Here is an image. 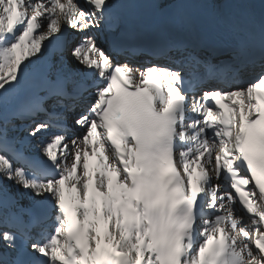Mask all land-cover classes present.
I'll return each instance as SVG.
<instances>
[{
    "label": "snow or ice",
    "instance_id": "1",
    "mask_svg": "<svg viewBox=\"0 0 264 264\" xmlns=\"http://www.w3.org/2000/svg\"><path fill=\"white\" fill-rule=\"evenodd\" d=\"M0 264H264V0H0Z\"/></svg>",
    "mask_w": 264,
    "mask_h": 264
}]
</instances>
